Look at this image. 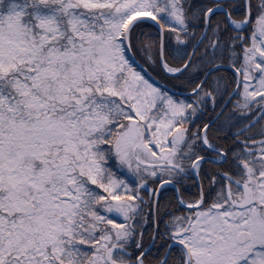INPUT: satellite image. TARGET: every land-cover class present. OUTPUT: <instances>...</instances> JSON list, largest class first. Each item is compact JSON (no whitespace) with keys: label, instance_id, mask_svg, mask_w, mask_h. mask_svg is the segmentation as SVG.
I'll list each match as a JSON object with an SVG mask.
<instances>
[{"label":"snow or ice","instance_id":"6c2138e0","mask_svg":"<svg viewBox=\"0 0 264 264\" xmlns=\"http://www.w3.org/2000/svg\"><path fill=\"white\" fill-rule=\"evenodd\" d=\"M0 264H264V0H0Z\"/></svg>","mask_w":264,"mask_h":264}]
</instances>
